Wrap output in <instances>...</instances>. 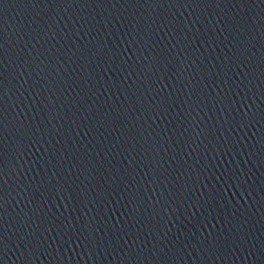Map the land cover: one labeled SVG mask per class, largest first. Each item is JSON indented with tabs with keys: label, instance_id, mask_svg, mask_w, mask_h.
Masks as SVG:
<instances>
[{
	"label": "water",
	"instance_id": "1",
	"mask_svg": "<svg viewBox=\"0 0 264 264\" xmlns=\"http://www.w3.org/2000/svg\"><path fill=\"white\" fill-rule=\"evenodd\" d=\"M0 264H264V0H6Z\"/></svg>",
	"mask_w": 264,
	"mask_h": 264
},
{
	"label": "snow or ice",
	"instance_id": "2",
	"mask_svg": "<svg viewBox=\"0 0 264 264\" xmlns=\"http://www.w3.org/2000/svg\"><path fill=\"white\" fill-rule=\"evenodd\" d=\"M6 3V0H0V9L3 8V5ZM3 45H0V48H2ZM0 75H2V73H0ZM2 83V82H0ZM0 199H2V197H0ZM0 207H2V205H0Z\"/></svg>",
	"mask_w": 264,
	"mask_h": 264
}]
</instances>
